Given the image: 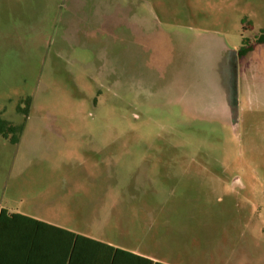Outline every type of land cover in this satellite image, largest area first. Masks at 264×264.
<instances>
[{"label": "rangeland", "instance_id": "1", "mask_svg": "<svg viewBox=\"0 0 264 264\" xmlns=\"http://www.w3.org/2000/svg\"><path fill=\"white\" fill-rule=\"evenodd\" d=\"M262 32L264 0H0V113L21 123L32 97L19 150L0 138V197L22 194L29 159L76 232L175 264H264ZM244 37L234 119L219 51Z\"/></svg>", "mask_w": 264, "mask_h": 264}, {"label": "crops", "instance_id": "2", "mask_svg": "<svg viewBox=\"0 0 264 264\" xmlns=\"http://www.w3.org/2000/svg\"><path fill=\"white\" fill-rule=\"evenodd\" d=\"M224 66V65H223ZM223 68V67H222ZM221 68V69H222ZM220 74V73H219ZM220 77L222 78V74H220ZM241 77V68L240 70L237 68V87H238V83ZM227 83V82H226ZM223 84H225V82L223 81ZM5 112L4 109L1 111L0 113V117L7 119V117H5V114L3 113ZM29 119H30V115L27 117L26 121H25V127L24 130L20 136L19 142L17 143H12L10 142L9 139L2 137V135H0V138L4 140L3 145H8L10 143L11 146L14 147V149H17V151L19 150V147H21L24 139H26V134H27V129L29 127ZM8 120V119H7ZM25 147V146H23ZM38 164H32L29 159L26 161L24 160L22 162V164L19 166L20 170H19V175H25V179L22 182L18 183V186L21 188H24V191L22 192V194L19 195H15L12 197L6 196V195H2L0 197V210L2 208H6L8 209L10 212L12 213H18L21 214L23 216L29 217V218H33L35 220H39L42 222H46L48 224H52L54 226H57L59 228H63L68 230L69 232H73L75 234H80L92 239H96L93 237H90L88 235H84L82 233L76 232L74 231V229L70 226H67L63 223H60L59 221H57L58 219L66 216L65 214V209L64 208V200L62 199V196H60L59 194L62 193L63 191H60V187H61V183L60 184H56V174L54 176H52V171L50 168H41V167H37ZM15 166L12 167V174H15V171L17 168H15ZM57 166H54L53 170H56ZM28 176V177H27ZM12 179V178H11ZM11 184V182H8L6 184V186H9ZM98 184V183H97ZM5 185H3L2 190H4V187H6ZM12 186V185H11ZM60 186V187H59ZM28 191H27V190ZM28 193V195H27ZM72 214H75L77 212V208H73L71 210ZM17 229H20L21 231H23V233H20V230H15L14 234H20L21 236L17 237V241H36V244L41 245V248L39 247V249H41L43 252H50L53 257L55 258L57 252L59 251L60 253L63 252V247L69 245L72 246L69 242H71L73 240V238L68 235V234H63L62 232H60L59 230H56L54 228L51 227H46V226H41V225H37L29 220L26 219H19L16 222V226ZM34 227V228H32ZM31 229V231H30ZM28 231H30L32 236H27L24 237L26 235V233L28 234ZM98 241L104 242L108 245H111L115 248H118L120 250L126 251V252H130L132 254L138 255V256H143L146 258H149L155 262H162L165 264H175L174 262H168V261H164L159 259L158 257L151 255V254H146V253H142L140 251L137 250H131L128 249L126 247H121L116 245V243L114 242H110L108 240H100V239H96ZM37 249L36 253L37 255L39 254L40 250ZM117 254V259L122 260V259H126L129 258L132 261L136 262L135 257L133 256H129L128 254L125 253H121L118 252ZM15 258L14 260H10L6 263H2V264H25L23 262H17L16 259L18 258V255H20V253H15L13 252L12 254ZM107 258H109V260L111 262H114L116 260V258L111 257L109 252L106 253ZM21 256V255H20ZM11 258V256H10ZM32 264H39L38 261L33 262ZM44 264H55V263H44Z\"/></svg>", "mask_w": 264, "mask_h": 264}, {"label": "trees", "instance_id": "3", "mask_svg": "<svg viewBox=\"0 0 264 264\" xmlns=\"http://www.w3.org/2000/svg\"><path fill=\"white\" fill-rule=\"evenodd\" d=\"M254 42L264 43V32H262ZM253 47L254 44H251L249 40L244 37L243 45L238 50L239 55L245 56L253 49ZM31 103L32 97L30 96L21 98L18 102L17 110L24 114L25 120L29 115ZM25 120L21 123H14L13 121L0 117V135H2V137L4 138L9 139L12 143L19 142L20 136L25 127ZM19 219H26L37 225L51 227L59 230L63 234L70 235L73 238V240L69 242L72 246H64L63 252L60 253L58 251L54 258L50 252H43L41 249H39V247L41 248V245H39L38 247L36 241H17V237L21 235L14 234V231L20 230L15 227L16 222ZM30 231H28V234L26 233L23 238L29 235L32 236ZM20 233H23V231L20 230ZM37 249L40 250L38 255L36 253ZM13 252H15L16 254L20 253L21 256L18 255V258L16 259L19 260L16 261L23 262L25 264H32L36 261H38L39 264H165L162 262H155L143 256H138L130 252L120 250L96 239L69 232L66 229L59 228L52 224L35 220L18 213H12L6 208H2L0 210V264L6 263L10 260H14L15 257L12 255ZM108 252L111 257L116 258L114 262H111L109 258H107L106 253ZM118 252L135 257L136 262L127 257L126 259L122 260L117 259L116 253Z\"/></svg>", "mask_w": 264, "mask_h": 264}, {"label": "flooded vegetation", "instance_id": "4", "mask_svg": "<svg viewBox=\"0 0 264 264\" xmlns=\"http://www.w3.org/2000/svg\"><path fill=\"white\" fill-rule=\"evenodd\" d=\"M223 47H224V45H223ZM238 50L223 48V51H219V59L221 61H223L224 58H226L227 56H230L231 57V64L235 65L236 68H238L240 70L241 59L243 57H245L247 54L245 56H240ZM230 68L231 67L229 65L228 69H230ZM229 74H231V71L228 73L227 83L222 84V86L224 87L223 93H225L224 103H225L231 117L235 119L237 116L235 117L234 112L237 115V112L239 111L238 88L236 91H234L230 88V85H229L230 75ZM236 94H237V96H236Z\"/></svg>", "mask_w": 264, "mask_h": 264}, {"label": "water", "instance_id": "5", "mask_svg": "<svg viewBox=\"0 0 264 264\" xmlns=\"http://www.w3.org/2000/svg\"><path fill=\"white\" fill-rule=\"evenodd\" d=\"M225 67V66H223ZM230 69H229V72L231 71V74L230 75V80H229V85H230V88L234 91L237 90V68L235 65L233 64H230ZM227 74L228 72L225 74L224 72V68H222V78H223V81L226 83L227 82ZM237 96V94H236Z\"/></svg>", "mask_w": 264, "mask_h": 264}]
</instances>
